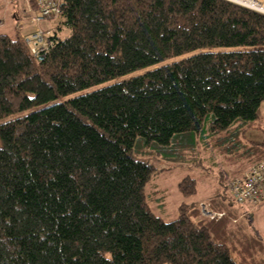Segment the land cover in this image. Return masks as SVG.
I'll return each mask as SVG.
<instances>
[{
    "label": "trees",
    "instance_id": "trees-1",
    "mask_svg": "<svg viewBox=\"0 0 264 264\" xmlns=\"http://www.w3.org/2000/svg\"><path fill=\"white\" fill-rule=\"evenodd\" d=\"M21 1L43 43L0 35V264H264L229 197L264 159V138L246 137L262 130L264 14L229 0H48L57 12L44 15L43 0ZM56 19L68 37L40 29ZM201 149L239 167L208 200L222 218L184 204L162 221L145 194L156 168L138 158L186 164ZM179 189L193 196L196 181Z\"/></svg>",
    "mask_w": 264,
    "mask_h": 264
},
{
    "label": "rangeland",
    "instance_id": "rangeland-1",
    "mask_svg": "<svg viewBox=\"0 0 264 264\" xmlns=\"http://www.w3.org/2000/svg\"><path fill=\"white\" fill-rule=\"evenodd\" d=\"M261 1L259 0L262 9L259 10H264ZM24 11H26L25 4L21 0H0V35L29 40L32 33H36L38 24L34 19L26 17ZM50 26L56 29L55 32L60 39H64L70 34V30L61 19L42 21L39 24L40 29L47 33L51 32L49 31ZM94 89L96 88L88 91ZM259 118L262 130L250 131L246 136L248 139L260 141L264 138V102L261 103L259 108ZM138 159L149 162L156 168L155 174L151 176L145 187V194L150 211L167 223L179 217V209L184 204L189 206L197 204L201 210L206 208L213 211V213H217L212 208V204L208 203V200L220 192L221 194L226 192V185L229 184L230 178L239 170V167L233 164L223 165L224 159L217 153L204 152L202 149L197 158L186 164H171L148 157H139ZM186 178L196 181V194L193 196H184L179 189L180 183ZM221 178H223L222 181ZM223 196L228 200L226 193ZM230 196L231 194H229ZM202 205L204 206L201 207ZM250 208L255 211L250 214V220L247 218L244 220L248 225L247 227H249L247 231H249L248 233L258 234V237L255 238L264 244V203L258 206H250ZM201 216L205 219L211 217H207L202 212ZM256 252H251L254 255L253 257L258 258L260 256L264 259V256L259 254H264V248L261 250L256 249Z\"/></svg>",
    "mask_w": 264,
    "mask_h": 264
},
{
    "label": "built area",
    "instance_id": "built-area-1",
    "mask_svg": "<svg viewBox=\"0 0 264 264\" xmlns=\"http://www.w3.org/2000/svg\"><path fill=\"white\" fill-rule=\"evenodd\" d=\"M43 14L46 15L50 11L57 12L56 7L53 3L48 0H43ZM245 8L260 12L259 9H254L255 7L248 5L247 2H254L256 5L260 6L258 0H229ZM35 20V19H34ZM39 22V20H35ZM38 45L43 43V38L41 36V31L37 30L32 37ZM36 44V45H37ZM36 55V51L32 50ZM230 194L235 203L239 205H250L258 206L264 203V159L250 165L240 176L233 179L230 182ZM202 205L201 207H203ZM207 216L222 218V213H209L206 208H202Z\"/></svg>",
    "mask_w": 264,
    "mask_h": 264
},
{
    "label": "crops",
    "instance_id": "crops-1",
    "mask_svg": "<svg viewBox=\"0 0 264 264\" xmlns=\"http://www.w3.org/2000/svg\"><path fill=\"white\" fill-rule=\"evenodd\" d=\"M261 3H262V6H264V0H262ZM54 29L55 28L53 26H50L49 31H52V30L55 31ZM202 203H204V202H202ZM233 207L237 208L240 211V213H241V217L238 220H240L242 218L244 219L245 216L250 215L252 213V211H255V210L251 209L250 206H246V205H243V206H233Z\"/></svg>",
    "mask_w": 264,
    "mask_h": 264
},
{
    "label": "bare ground",
    "instance_id": "bare-ground-1",
    "mask_svg": "<svg viewBox=\"0 0 264 264\" xmlns=\"http://www.w3.org/2000/svg\"><path fill=\"white\" fill-rule=\"evenodd\" d=\"M248 3V5H250V6H253V7H255L254 9H262V8H260V6H258V5H256L254 2H251V1H249V2H247ZM254 11V10H253ZM261 13H263L264 14V10H259ZM257 12V11H256ZM241 175V174H240ZM239 175V176H240ZM230 189V188H229ZM202 211V214L204 213V211L203 210H201ZM206 211H208L209 213H213L211 210H208V209H206ZM204 215H206L205 213H204ZM207 216V215H206ZM208 217V216H207ZM209 219H211L210 217H208ZM214 219V218H213Z\"/></svg>",
    "mask_w": 264,
    "mask_h": 264
},
{
    "label": "water",
    "instance_id": "water-1",
    "mask_svg": "<svg viewBox=\"0 0 264 264\" xmlns=\"http://www.w3.org/2000/svg\"><path fill=\"white\" fill-rule=\"evenodd\" d=\"M43 59V57H39V60H42Z\"/></svg>",
    "mask_w": 264,
    "mask_h": 264
}]
</instances>
